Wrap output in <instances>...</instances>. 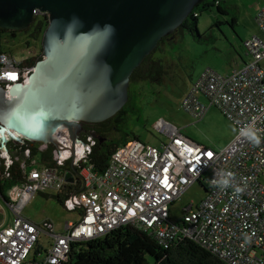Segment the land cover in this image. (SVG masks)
Masks as SVG:
<instances>
[{
  "label": "built area",
  "instance_id": "obj_1",
  "mask_svg": "<svg viewBox=\"0 0 264 264\" xmlns=\"http://www.w3.org/2000/svg\"><path fill=\"white\" fill-rule=\"evenodd\" d=\"M40 14L36 11L34 17ZM254 21L260 35L242 43L249 60L226 75L204 71L181 103L195 119L210 107L219 110L236 129L230 143L214 151L188 140L175 126L159 119L153 129L165 142L159 147L138 140L120 145L109 156L104 171L96 173L87 163L95 132L87 131L83 140L78 136L81 129L72 144L67 130H60L55 135L57 145H53L55 165L35 160L22 163L24 181L7 188L13 218L8 226H0V264H67L78 245L102 239L124 226L163 249L189 241L224 264H264V182L260 181L264 179V7ZM25 60L0 53V88L6 96L11 85L25 83L32 71L23 64ZM199 95L207 98V105L200 103ZM253 122L262 141L256 147L239 136L240 128ZM78 147L82 148L80 155ZM69 149L74 160L67 171L63 166L72 159L71 150L66 159L61 153ZM24 155L29 157V151ZM0 157V167L5 166L0 178L5 179L12 160L6 150H1ZM219 171L234 174L232 187L220 191L213 186ZM67 173L72 182L66 181ZM204 175H209L207 181ZM197 182L203 186L205 198L198 205L187 206L180 220H171L169 206ZM237 186L243 189L238 197L234 195ZM47 191L63 194V209L79 215L77 223L64 224L62 234L54 233L47 220L36 225L21 216L30 200ZM41 234L51 244L39 262H27Z\"/></svg>",
  "mask_w": 264,
  "mask_h": 264
},
{
  "label": "water",
  "instance_id": "obj_2",
  "mask_svg": "<svg viewBox=\"0 0 264 264\" xmlns=\"http://www.w3.org/2000/svg\"><path fill=\"white\" fill-rule=\"evenodd\" d=\"M205 1L0 0V30L24 31L36 11L47 15L42 58L7 96L0 88V134L11 129L19 143L57 145L66 129L73 144L82 124L102 123L126 105L133 71Z\"/></svg>",
  "mask_w": 264,
  "mask_h": 264
},
{
  "label": "rangeland",
  "instance_id": "obj_3",
  "mask_svg": "<svg viewBox=\"0 0 264 264\" xmlns=\"http://www.w3.org/2000/svg\"><path fill=\"white\" fill-rule=\"evenodd\" d=\"M218 1L221 11L216 5L209 10L201 11L195 31L191 32L186 28L180 34L163 38V42L156 46L150 58L160 62L166 70V77L160 83L142 81L129 84L126 114L120 117L122 119L119 123L120 132H111L107 140H116L120 146L122 144L118 140L122 137L128 141L133 138L143 144L159 147L166 139L154 131L153 125L157 120L163 119L175 126L188 140L214 151L223 149L231 142L235 136L234 126L219 110L214 107L208 108L201 118L195 119L181 107L183 98L201 73L209 70L226 75L247 62L249 58L245 55L242 43L254 33L260 34L256 23L253 22L258 0ZM40 21L43 22L42 17L37 16L24 31L0 33V53L10 54L17 61L38 57L41 53L42 37L33 39L30 35ZM261 66L264 67V61L261 62ZM199 101L203 105L208 104L204 95H199ZM83 125H81L83 131L78 133L80 138L88 134ZM0 141L3 142L1 139ZM6 141V147L10 142L18 143L12 139ZM32 144L37 145L38 150L47 147L39 142ZM1 150L4 148L0 145V152ZM34 160L40 163V152ZM208 177L209 175H204L203 179L207 181ZM260 181L264 182V179ZM56 194L47 191L36 195L22 208L21 216L36 225L47 220L53 225L54 233L62 234L64 224L77 223L79 215L77 212L64 210L54 198ZM3 195L8 201L6 191ZM204 198L203 186L199 182L194 183L169 206L170 219L180 220L187 206L198 205ZM12 218L13 214L8 205L0 198V223L8 226ZM50 244L51 240L41 234L37 245L41 248V254L35 255L36 249L33 250L27 262L33 260L39 262ZM148 261L152 262L151 259Z\"/></svg>",
  "mask_w": 264,
  "mask_h": 264
},
{
  "label": "trees",
  "instance_id": "obj_4",
  "mask_svg": "<svg viewBox=\"0 0 264 264\" xmlns=\"http://www.w3.org/2000/svg\"><path fill=\"white\" fill-rule=\"evenodd\" d=\"M217 7L221 11L218 0H206L197 6L183 24L170 35H176L183 32L184 29H189L191 32L196 30L198 17L201 11L209 10L212 6ZM198 11L199 13H196ZM43 22H39L33 29L30 37L39 39L47 26V15L40 14ZM37 17V16H36ZM4 30H0V33ZM8 32V31H5ZM165 39V38H164ZM163 42L159 41L157 46ZM158 49V48H157ZM42 58V54L38 57L28 58L23 64L28 67H34L36 62ZM33 69V68H32ZM166 70L159 61H153L150 55L137 67L130 76L129 84L135 82H150L160 83L166 76ZM127 104V103H126ZM127 106V105H125ZM125 106L112 118L97 124L83 125L86 131H94L97 138L95 145L91 147L90 154L87 157V163L92 167V171L101 173L104 171L109 156L118 147L116 140H107L108 135L115 131L120 132L122 119L121 115L126 114ZM125 137H128L125 135ZM85 140V137H83ZM135 139L127 140L122 137L118 142L122 145L132 142ZM29 151V157H25L24 151ZM7 154L12 160L7 173L8 177L0 178V193L4 197V192L7 188L24 181L20 165L28 164L40 152V162L48 166H54L53 153L55 147L47 145L44 150H38V146L26 141L25 143H8L6 147ZM63 168L70 171V162H65ZM78 169V168H75ZM5 166L0 167V174H3ZM64 195L57 193L54 198L62 205ZM5 198V197H4ZM38 245V244H37ZM35 255L40 252V247L36 246ZM148 259L152 262L149 263ZM67 264H224L209 252L200 246L186 241L179 245L168 249H163L158 246L151 238L140 233L129 226H124L110 232L102 239L87 242L83 245H78L77 249L72 250V259Z\"/></svg>",
  "mask_w": 264,
  "mask_h": 264
},
{
  "label": "clouds",
  "instance_id": "obj_5",
  "mask_svg": "<svg viewBox=\"0 0 264 264\" xmlns=\"http://www.w3.org/2000/svg\"><path fill=\"white\" fill-rule=\"evenodd\" d=\"M33 70V69H32ZM32 72V71H31ZM30 72V73H31ZM30 75V74H29ZM233 131H236L233 128ZM259 129L255 127V123H250L245 127L240 128L239 136L244 138L247 142L256 147L261 144V136L259 135ZM215 178L212 180L213 186L217 187L220 191H224L229 187H232L235 181V176L229 171H219L214 174ZM243 189L239 186L235 187L234 195L238 197L242 193Z\"/></svg>",
  "mask_w": 264,
  "mask_h": 264
},
{
  "label": "bare ground",
  "instance_id": "obj_6",
  "mask_svg": "<svg viewBox=\"0 0 264 264\" xmlns=\"http://www.w3.org/2000/svg\"><path fill=\"white\" fill-rule=\"evenodd\" d=\"M27 78H28V76H27ZM27 78H26L25 82L27 81ZM12 138L20 139V140L22 139V137H21L19 134L15 133V132L12 131L11 129H9V130L7 129L6 132L0 134V139L3 140V142H4L5 140H10V139H12ZM70 150H71V149L66 150V151H63V152L61 153V157L64 158V159H66V158L68 157V155H69V151H70ZM72 151H73V150H72ZM81 152H82V148H81V147H78V148H77V151H76L77 155H80Z\"/></svg>",
  "mask_w": 264,
  "mask_h": 264
},
{
  "label": "crops",
  "instance_id": "obj_7",
  "mask_svg": "<svg viewBox=\"0 0 264 264\" xmlns=\"http://www.w3.org/2000/svg\"><path fill=\"white\" fill-rule=\"evenodd\" d=\"M256 1V0H255ZM262 7H264V0H258L257 1V3H256V5H255V13H254V15H253V22H255L254 21V17H255V14L257 13V11L260 9V8H262ZM255 34V33H254ZM253 34V35H254ZM257 35V34H256ZM260 35V34H259ZM210 108H212V107H210ZM0 226L2 227L3 226V223H0ZM5 226V225H4Z\"/></svg>",
  "mask_w": 264,
  "mask_h": 264
}]
</instances>
